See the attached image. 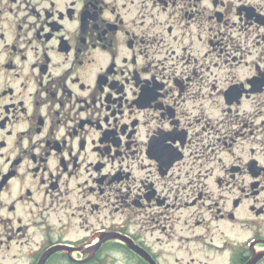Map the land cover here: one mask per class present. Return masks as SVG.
I'll list each match as a JSON object with an SVG mask.
<instances>
[{"label": "flooded vegetation", "instance_id": "obj_1", "mask_svg": "<svg viewBox=\"0 0 264 264\" xmlns=\"http://www.w3.org/2000/svg\"><path fill=\"white\" fill-rule=\"evenodd\" d=\"M0 264H264V0H0Z\"/></svg>", "mask_w": 264, "mask_h": 264}]
</instances>
